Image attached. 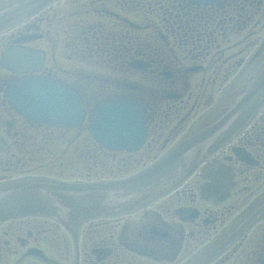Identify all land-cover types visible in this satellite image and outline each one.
<instances>
[{"label": "flooded vegetation", "instance_id": "af4514ba", "mask_svg": "<svg viewBox=\"0 0 264 264\" xmlns=\"http://www.w3.org/2000/svg\"><path fill=\"white\" fill-rule=\"evenodd\" d=\"M20 1L0 0V10ZM263 27L264 0L207 3L191 0H61L0 35V60L4 48L29 50L42 56L37 73L26 71L18 75L0 65V119H6V131L0 127V138L8 143V152H25L31 143L21 140L14 145L9 131L14 130L16 135L22 130L40 131L44 144L57 140L50 132L65 136L63 130L26 122L4 98L5 90L14 81L28 75H41L73 88L81 96L88 116L103 99L125 96L135 100L146 110L148 131V140L139 152H145V147L149 148L152 143L153 153L163 152L180 136L183 114L189 119L198 111L186 104L194 95L195 80L196 83L212 80L221 86L237 71L236 83L239 84L245 74L255 71L256 64L250 67L251 63L245 58L258 46V34ZM237 34L240 36L236 41ZM60 42L64 43L60 45ZM51 44H55L61 54L67 52L63 51L67 47L69 58L65 56L64 59L68 58L73 65L66 69L63 56L58 59L60 52L56 54ZM260 47L264 52V44L260 43ZM199 107H202L201 103ZM169 120L178 124L174 126V135L165 137ZM153 127L157 131L154 137ZM78 133L84 138L85 146L91 144L86 130ZM35 143L31 144L32 150L40 148ZM106 154L105 160L101 161L111 159L114 162L118 158L117 153ZM0 163L13 165L9 161L0 160ZM134 163L135 159L128 160L129 165ZM201 173L204 177L210 176L203 181L201 189L198 190L199 183L189 185L187 180L181 185L184 181L181 180L165 192L148 198L154 199L155 204L143 206L139 213L129 211L128 215L134 218L118 231L112 224L123 215L115 220L90 222L92 228V224L98 222L110 227L96 239L100 242L90 250H87L88 243L86 246L83 241L84 235L87 240L90 238V233H81L80 253L85 246L86 251L83 257L78 254V264H182L189 257L191 259L184 264H198L220 244L226 233L264 202V108L231 144L203 165ZM233 218L229 230L222 235L226 221ZM48 222L27 219L1 226L0 263L10 247L23 262L21 264H26L27 256L42 264L49 262L45 256L39 258L30 251L42 248L46 242L43 234L51 238L56 235V230L50 234L45 232ZM257 225L248 228L227 252L246 243L245 250L236 257L237 264H264V217ZM250 233L255 239L246 242ZM63 242L67 244V238ZM224 256H215L207 264H222L228 259ZM10 262L12 259L8 264Z\"/></svg>", "mask_w": 264, "mask_h": 264}, {"label": "water", "instance_id": "95a60500", "mask_svg": "<svg viewBox=\"0 0 264 264\" xmlns=\"http://www.w3.org/2000/svg\"><path fill=\"white\" fill-rule=\"evenodd\" d=\"M57 1L26 0L0 11V34ZM3 64L13 69L19 67L9 58L4 59ZM6 97L12 107L30 122L69 128L81 124L84 119L81 98L73 90L46 78L30 77L21 80L11 88ZM263 105L264 65L224 114L201 131L183 139L156 162L131 177L95 184L37 183L0 191V224L26 216L53 218L65 223L64 216L68 208L63 206L61 201L64 200L58 194L69 198L92 193L102 197L105 193L104 205L107 202H135L148 197L170 186L191 167H195L198 163L196 153L200 149H203L201 159H204L227 144ZM143 114L141 107L132 100L104 101L95 109L90 132L107 149L137 151L146 138ZM250 221L251 219L239 229L242 230ZM238 224L221 242L229 237Z\"/></svg>", "mask_w": 264, "mask_h": 264}, {"label": "rangeland", "instance_id": "374dc122", "mask_svg": "<svg viewBox=\"0 0 264 264\" xmlns=\"http://www.w3.org/2000/svg\"><path fill=\"white\" fill-rule=\"evenodd\" d=\"M250 31V30H249ZM249 31L246 32V34H249ZM238 33V32H237ZM237 37L235 38V40L237 41L238 37L240 36V34L236 35ZM253 37H251L252 39ZM258 46L253 50L250 51L251 54L247 55L245 60L246 62L249 61L251 63L250 67L252 66H257V68L264 62V52H261V48L260 47V43L264 44V27L261 29L260 33L258 34ZM52 42L55 43V41L53 40ZM64 43V42H60V45ZM58 44V43H55ZM55 44H51L53 51L59 53L57 58L59 59L61 57V55L63 56V61L62 63H64V67L66 69H68L71 65H73V62L67 60L69 58V51L66 48H63V51H67L65 53L61 54V51H58L56 48ZM55 45V46H54ZM255 55H258V57L256 58ZM67 56V59H64V57ZM248 63V62H247ZM254 73L253 70H251L249 73L245 74L246 77H244L243 81L242 79L239 81L240 83H236V81L238 80V72H234L233 74H231V76L229 77L228 80H225V83L221 86H219V84L214 83V81L210 80V83L208 82H202L199 81L196 83V80L194 81L193 84H195L196 86H192L194 95L192 96L191 99L186 101V104H188V107H195V109H197V116L196 114L194 115L196 118L197 117H203L204 120L210 121L212 120V117L214 115H216L219 111L222 112L225 108L228 107V105L230 104V102L236 97L237 94L242 92V88L244 86V84H246V82L251 78L250 76ZM202 78V77H200ZM206 78H204L205 80ZM202 82V83H201ZM243 85V86H242ZM216 86V87H214ZM203 102V103H202ZM201 103V108L199 107ZM230 106V105H229ZM199 108V109H198ZM192 113V112H191ZM192 118H186L183 114V116L181 117V129H180V138L183 137L184 135L188 134L189 130H197L198 128H192L193 127V122H191L190 120H194L196 119L195 117ZM6 122V119L4 118L2 121L0 119V127H3V130L6 131V128L4 127V123ZM180 122V120H179ZM206 122V121H205ZM184 123V124H183ZM178 124L177 122H174L169 120V123H167V127H166V135L165 137L169 136V135H174L175 131L174 130V126ZM87 126V125H86ZM249 129V128H248ZM247 129V130H248ZM14 130L9 131L11 140L14 143V145H18L21 140L25 141V142H29L31 144L35 143V146H40L41 148H45L47 147L49 149V152H53L54 154L52 155V153H50L49 155L53 157V159L51 160H46V154L44 156L41 155H36L33 156L34 154V150H32L31 144H29L26 148H25V152H19V151H9L5 154H2L0 157V160L3 161H9L10 163H13V165H17V171H10V170H3L4 168H6L5 166H9L10 168H13L14 170L15 167L12 164H8V163H0V171L3 170L4 173L2 174L3 176L7 177L6 179H4L5 181H2L0 178V182H4V183H0V188L2 186L4 187H8V188H13L14 186H24V185H28L31 183H35V182H40L42 180H55L58 177L57 176H51L50 174L52 173L51 170V166L54 165H58V163L62 160L65 161L66 166L68 167L69 171L72 173H75L76 175H90L94 169H96L94 178L95 180H102V179H112V180H119V179H123L126 177L131 176L134 172L138 171L140 168H142L145 165H149L153 162V160L155 158H157L158 156H160V154L162 152H152L151 146L154 144L152 143L151 145H149L150 147L148 148L147 146L145 147V152H139V153H135L132 155H125L122 156V153H117V160L116 161H112V160H108V162L105 161H101L103 157H106L107 155L104 153H102L99 148H98V159L96 160V167H94L93 164L86 162V156H84L83 154L89 152L90 154L92 153L89 148L83 147L82 144H85L84 142V138L80 136V134L78 132H80L79 130H66L65 136H63V138H61L58 141H55L54 143H49V144H44V142L42 141L43 139V134L42 132H38V131H33V132H28L26 130H22V133L19 132L17 135L14 133ZM156 132V128L153 127V131L152 134ZM42 134V135H41ZM159 135V132H158ZM33 136V137H32ZM155 136V133L153 134V137ZM32 137L31 142L29 141L30 138ZM154 139V138H153ZM182 139V138H181ZM37 141H39V143H37ZM164 141V139L162 140ZM23 154L25 155V157L23 158ZM97 154V153H96ZM13 155V157H12ZM78 155V156H75ZM150 156V157H148ZM32 158V159H31ZM74 158V159H73ZM31 159V160H30ZM125 159V160H124ZM135 159L136 163H134L133 165H129L128 164V160H132ZM143 159V160H142ZM46 160V161H45ZM81 160V161H80ZM124 160V161H123ZM59 161V162H58ZM138 161H140L138 163ZM12 165V166H10ZM40 165H44V166H40ZM228 166V165H227ZM25 167V168H23ZM28 167V169H27ZM35 167H44V169H40L39 172H36ZM199 169L197 170L198 172L195 171H191L189 173V177L184 178L183 182L181 183V185H184L187 180L189 185H196L197 183H199L198 186V190L201 189L202 185L204 184L203 181H207L206 177H210L207 176L204 177L205 175H203V173L200 174V170L202 169V165H200L198 167ZM58 170V167L55 168V171ZM79 172V173H78ZM98 172V174H97ZM104 173V174H103ZM101 174V175H99ZM1 175V172H0ZM188 176V175H187ZM73 177H69V180H72ZM75 178V177H74ZM79 178V176L77 177ZM117 178V179H114ZM209 179V178H208ZM58 180V179H57ZM202 182V184H201ZM178 187V186H177ZM138 201V200H137ZM135 201L134 204H131L128 207L122 206L120 204H103V198L97 200L94 202V206H95V210L90 209L87 211V213H89L90 216L91 213H94L95 211L98 212L100 216L97 219H94L92 221H99V220H115L118 217L117 216H121V220H119L118 222H115L113 225L115 230H120L121 227L123 225H125V223H127V221L132 220V218H134V216H130L128 214L135 212V213H139L143 206H149L151 204H155L154 199H148L147 201L141 204H139L141 201L137 202ZM92 200L91 201H86L85 204H88V207H91L92 205ZM113 205H115L116 208H112L113 209H120L123 208L120 211H111L108 210L110 208L108 207H112ZM141 206V207H140ZM137 209H139L138 211H136ZM103 211V212H100ZM111 211V212H110ZM130 211V213H129ZM133 214V213H132ZM264 216H262L259 220H261ZM233 219L227 220L223 233L222 235H224L229 229V225L232 223ZM258 221L253 222L250 228H254V226L256 225V227L258 226ZM90 221V222H92ZM53 222V221H52ZM52 222H48L47 223V227H46V231L47 233H51L52 231H55V229L57 228V224L52 223ZM90 222H83L80 223L81 227L80 230L82 231V233H90V238L87 240L85 235H84V243L87 246V250L95 244L100 242V240H96L99 236H101L104 232L105 229H107L108 225L104 224V225H99L100 222L96 223V224H92L93 228L89 226ZM111 225V224H109ZM255 227V228H256ZM248 229V230H249ZM251 229V230H252ZM64 230V229H63ZM63 230H58V233H56L55 236H53V238H51L49 235L47 234H43V239L45 240L46 238V242L43 243V245L41 246L42 249L45 251V255L47 256L48 259L52 260L53 262H49V263H43V264H75V258H76V251L75 248L72 245H69V243H65L63 241L60 242L61 238L63 237H69V235H65L63 233ZM1 229H0V236H2L1 234ZM247 231V230H246ZM245 232H243L241 235H239L234 241H232V243L230 245H228L226 248H224L223 250H221L218 254H216V257L218 256H224L226 255L228 257L227 261H225L222 264H237L238 263V255L240 253H242L246 246H245V242L243 244V246L239 247V248H233L230 253H227L230 248L233 246L234 243H236L237 241L240 240L241 237H243L245 235ZM66 232V231H65ZM99 233L96 235V233ZM211 233V232H210ZM219 233V232H218ZM217 233V234H218ZM212 234V233H211ZM228 233L225 234V236ZM96 235V236H95ZM254 238L253 233L249 234V237L246 238V242L247 241H251V239ZM86 246L81 249V256L83 257V253L86 251ZM10 251L7 254V256L5 257L8 258V262L12 259V262H10L9 264H21L23 262L19 261V259H17V257L12 253V247H10ZM224 256V257H226ZM215 257V256H214ZM213 257V258H214ZM4 259V260H5ZM191 257L187 258L182 264H184L186 261L190 260ZM212 259V258H211ZM210 259V260H211ZM0 264H8L7 260L4 261ZM26 264H30V263H34V264H38L41 263L40 261H35L33 257H26ZM7 262V263H6ZM43 262V261H42ZM42 264V263H41ZM207 264V262L205 263Z\"/></svg>", "mask_w": 264, "mask_h": 264}]
</instances>
